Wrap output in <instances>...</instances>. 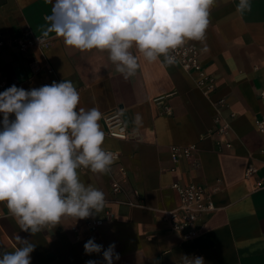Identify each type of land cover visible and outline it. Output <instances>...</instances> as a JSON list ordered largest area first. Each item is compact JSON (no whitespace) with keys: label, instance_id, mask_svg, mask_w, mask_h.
I'll use <instances>...</instances> for the list:
<instances>
[{"label":"crops","instance_id":"1","mask_svg":"<svg viewBox=\"0 0 264 264\" xmlns=\"http://www.w3.org/2000/svg\"><path fill=\"white\" fill-rule=\"evenodd\" d=\"M238 2L217 0L205 40L186 41L200 49L202 62L216 79V89L209 93L179 65L148 63L135 48L131 51L140 67L128 79L115 70L106 51L81 52L54 32L48 35L53 43L44 53L21 54L14 40L43 35L55 0H0V83L30 90L50 85L55 77L70 80L80 94L78 107H96L102 114L119 108L132 131L127 140L105 134L103 144L121 154L129 176L125 192H112L111 168L103 174L84 169L80 179L105 194L104 209L86 219L62 217L54 228L34 236L21 231L6 202H0V252L14 251L19 235L35 244L31 264H105L102 253L84 251L87 240L94 238L104 249L115 244L120 259L113 264H177L182 255L201 256L205 264H264V186L257 187L258 181L264 184V132L255 124L264 116V0H251V11L243 15L236 12ZM32 60L42 65L34 77ZM47 66L54 72L48 73ZM220 98L229 103L222 108L230 124L226 134L216 131L214 101ZM136 113L143 117L139 127L133 124ZM99 123L104 131L103 118ZM191 144L199 147V166L175 164L171 146ZM250 163L258 170L247 178ZM175 180L218 187L217 209L200 220L201 232L191 241L183 240L165 219V211L180 203L172 187ZM133 188L143 203L118 201L136 199ZM107 211L113 216L91 231L86 221Z\"/></svg>","mask_w":264,"mask_h":264},{"label":"clouds","instance_id":"2","mask_svg":"<svg viewBox=\"0 0 264 264\" xmlns=\"http://www.w3.org/2000/svg\"><path fill=\"white\" fill-rule=\"evenodd\" d=\"M216 3L55 0L43 37L54 32L66 46L81 52L106 51L115 70L128 79L139 69V57L170 66L176 63L174 51L186 41L203 42ZM249 11L251 0H239L236 12ZM79 103V92L66 79L30 90L12 85L0 92V202H6L20 230L33 236L54 228L62 217L77 220L99 214L107 203L105 194L86 185L78 174L81 168L107 173L114 163V154L103 147V114ZM142 123V115L136 113L133 124ZM16 240L14 251L0 252V264H31L35 244L19 235ZM84 251L102 253L105 264L120 259L114 243L104 249L94 238L87 240ZM181 264L205 262L201 256L182 255Z\"/></svg>","mask_w":264,"mask_h":264},{"label":"built area","instance_id":"3","mask_svg":"<svg viewBox=\"0 0 264 264\" xmlns=\"http://www.w3.org/2000/svg\"><path fill=\"white\" fill-rule=\"evenodd\" d=\"M40 41V42H39ZM53 41L49 37L40 36H28L19 37L14 40V44L18 49V52L25 54L30 50H39L44 53L51 45ZM176 57V63L183 70L189 74L195 75L196 84L199 88L206 92H213L216 89V79L207 70L204 63L201 60L200 49L193 43H185L180 48L176 49L173 53ZM32 71V77L36 76L41 70L42 65L37 60H32L30 63ZM48 73H53V68L47 66ZM55 81L60 82L58 78H54L51 83ZM12 86L7 82L0 83V92H3L7 88ZM261 96L264 97V91L261 92ZM214 105L217 108V114L215 116V122L217 124V132L226 134L229 133L230 124L225 119L222 108H229V103L220 98L214 101ZM234 115V114H232ZM103 122L105 124V134L117 139L127 140L132 136V131L125 123L121 113V109L115 108L103 114ZM255 124L260 132H264V116L257 118ZM227 147L231 146V143L226 144ZM111 151L114 154V163L111 166L110 185L114 194H121L126 191V187L129 183L128 171L121 162V154L117 150L105 149ZM171 158L175 164L180 162H187L192 167H198L200 164L199 159V147L197 144L191 145H172L170 148ZM176 169V166L172 168ZM84 170L83 168L78 170ZM258 168L255 164H248L245 172L247 178H251ZM264 184L261 181L257 182V187H263ZM172 187L177 190L180 203L172 209L165 211V219L169 222L171 228L179 233L183 240L191 241L199 236L201 232L200 220L204 216H209L215 212L217 206L214 202V194L218 190V187L211 186L205 182H189L183 183L179 180H175L172 183ZM132 192L136 199L128 198L126 200H118L119 202L127 205H136L143 203V198L137 189L133 188ZM2 213L0 212V217ZM113 214L110 211L106 212L103 217H95L86 221L87 227L91 231H96L97 228L105 221L110 219ZM75 231H78L77 226H73ZM195 256V255H192ZM191 257V256H189ZM181 264V260L177 262Z\"/></svg>","mask_w":264,"mask_h":264}]
</instances>
